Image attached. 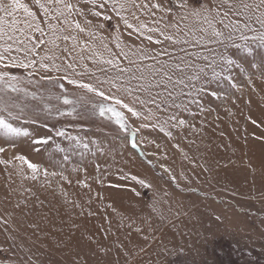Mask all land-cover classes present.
<instances>
[{
    "label": "rangeland",
    "instance_id": "obj_1",
    "mask_svg": "<svg viewBox=\"0 0 264 264\" xmlns=\"http://www.w3.org/2000/svg\"><path fill=\"white\" fill-rule=\"evenodd\" d=\"M203 2L188 0L187 20L176 8L171 16L157 12L156 19L164 16L162 28L180 27L166 29L176 42L155 37L162 40L156 44L126 29L111 5L100 10L111 17L106 21L80 0L85 11L79 19L91 21L96 35L76 34L94 49L81 53L78 47L69 56L61 44L54 50L61 78L52 81L41 78L51 70L39 64L33 70L39 75L6 69L20 77L21 90L0 85V115L29 135L0 131V156L22 154L40 172L25 179L12 165L0 164V215L8 220L0 224V264H264V26L255 10L216 17V30L223 33L216 37L191 16ZM137 14L151 23L147 14ZM237 19L240 27L234 28ZM105 44L114 55L129 52L118 60L129 71L94 55L111 58ZM220 56L233 63L221 70ZM214 58L217 76L206 67ZM69 60L76 65L70 77L102 87L106 96L63 80ZM201 68L203 79H192ZM141 85L147 90L137 91ZM65 96L73 103L65 104ZM109 97L141 115L132 116ZM102 103L125 114L127 130L111 114H99ZM38 137L47 143H35Z\"/></svg>",
    "mask_w": 264,
    "mask_h": 264
},
{
    "label": "snow or ice",
    "instance_id": "obj_2",
    "mask_svg": "<svg viewBox=\"0 0 264 264\" xmlns=\"http://www.w3.org/2000/svg\"><path fill=\"white\" fill-rule=\"evenodd\" d=\"M83 5L90 6L93 11L92 15L96 17H103L104 20H110L111 17L104 15L100 10L104 9L108 5H111L113 11L116 13L117 17L122 21L126 29L139 34L148 41H154L156 44H161L162 40L155 37H163V40L176 42L173 35L166 34V29L169 26L175 27L179 30V24H165L161 27V22L164 16H171L173 14V9H179L182 20H187V12L189 10L188 0H168V4H165L163 0H83ZM235 9V11H233ZM264 0H253L251 4L245 3L244 0H239V3L235 0H204L203 3H199L198 7L191 9V16L202 24H207L209 28L213 30V35L216 37H221L223 33L216 30V17H228L232 15L234 17H239L247 14L248 12L255 10L259 13L256 17L264 26ZM84 7L81 5L80 0L73 3L72 0H31V2H26V0H0V85L5 88L11 89L12 91H20L18 87V82L20 77L13 75L10 71L6 69L9 68H21L25 70L28 76L33 75V70L36 68L37 64L41 69L45 71L54 70L56 72L62 71L61 65L56 63L58 57L55 54V49L60 48L61 44L64 47L61 49L63 53L69 56L76 50L80 48V52L83 53L85 49L90 51L94 49V44L90 45L89 41H81L76 33H87L88 36L94 37L96 33L89 27L91 21H85L84 24L81 23L79 17L84 15ZM145 13L151 18V23L145 22L141 19V16L137 13ZM157 12L163 13L164 16L161 19H156ZM38 13H42V17L38 16ZM131 17V20L129 19ZM251 18V17H249ZM223 24V19L219 21ZM228 27V25H224ZM245 28L248 27L247 23L243 25ZM103 28V25L99 26ZM118 27V25H117ZM234 28L240 27V21L237 19ZM206 31V29H205ZM230 38V37H229ZM261 40L264 41V34L261 35ZM71 42V48L67 45ZM51 45V48L47 46ZM81 45H83L81 47ZM106 51H108L111 58L105 59L100 52H94V55L100 57L103 63L116 67L121 73L129 71L127 68L119 67V56L122 55L126 59L129 56V52H125L121 49L119 54L114 55L111 49L105 44L103 45ZM116 47L121 48V38L116 37ZM42 49H47L43 56L39 55ZM143 52V49L139 50ZM136 55L135 52H132ZM93 57L90 56L89 59ZM141 59L145 58L143 56ZM80 60L84 59L83 55H80ZM207 59V58H206ZM220 60L224 61L223 65H220L221 70L227 65H231L233 61L227 56H220ZM216 64V59H213L212 64L206 65V67H212V75L217 76V73L213 65ZM87 68V65H84ZM177 68L180 67L179 64L176 65ZM76 65L69 60L67 67L63 69L66 73L62 79L66 80L69 84L78 85L79 87L86 89L88 92H93L101 97H105L106 93L102 87H98L92 83H85L82 80L70 77L67 73L72 71L75 73ZM204 69L199 70V74L192 77L197 81L203 79ZM167 76V73H164ZM42 79L52 81L54 77L50 75H44ZM135 79V77H133ZM142 80L143 77H140ZM170 80L171 78L168 77ZM229 79L231 77L229 76ZM111 84L113 88H117V84L112 81H107ZM210 81L205 80V83ZM104 82H101V85ZM64 88V84L59 85ZM122 87V85H121ZM151 85H149V88ZM119 90V89H118ZM147 89L141 85L137 91H146ZM125 91L131 95V88L125 89ZM171 96V93H169ZM109 99H114L116 105H121L124 109H127L128 113L132 116L141 115L137 109L128 103H125L123 99L119 97H109ZM63 102L65 104H72L73 101L67 96L63 97ZM139 103L143 104L145 101L141 100ZM150 104H156V100L150 99L148 101ZM164 101H161V104ZM98 111L101 116L111 114V118L119 125L123 130H127L125 114L117 109L113 104H100L98 106ZM10 115V114H9ZM171 120H177V117H170ZM185 122L183 120H178L179 125H183ZM163 130V129H161ZM0 131L9 135H29L26 129H20L14 127L12 123L6 119L5 116L0 115ZM62 134V133H58ZM130 143L132 147H136V131L129 133ZM48 138L38 137L34 142L37 144L47 143ZM5 152V148L0 147V154ZM18 162V163H15ZM0 164L5 166V169L9 165H12L16 169V174L22 176L25 179H37V175L40 172V168L37 164L29 161L27 157L22 154H18L11 159L5 160L0 156ZM30 170V174L25 170ZM163 167V165H162ZM9 173V177H11ZM44 175L47 176L48 173L45 170ZM131 179L135 180L137 183L150 187V185L143 179L139 177L132 176ZM24 192L31 193V189H24ZM17 208L20 207L19 204L16 205ZM0 224L7 225L8 220L4 215H0Z\"/></svg>",
    "mask_w": 264,
    "mask_h": 264
},
{
    "label": "crops",
    "instance_id": "obj_3",
    "mask_svg": "<svg viewBox=\"0 0 264 264\" xmlns=\"http://www.w3.org/2000/svg\"><path fill=\"white\" fill-rule=\"evenodd\" d=\"M38 14H39V13H38ZM39 16L42 17L41 14H39ZM42 50H43V51H42L41 53L39 52V55L45 54V51H46L47 49H42ZM37 65H38V64H37ZM36 68H37V66H36ZM50 73H51L50 76H52V77H54V78H58V77L61 78V77L57 74V72L54 71V70H51ZM33 74H34V75H39L40 72H39V74H38L37 71H35V72H33Z\"/></svg>",
    "mask_w": 264,
    "mask_h": 264
}]
</instances>
